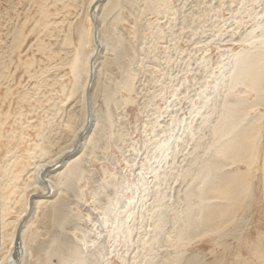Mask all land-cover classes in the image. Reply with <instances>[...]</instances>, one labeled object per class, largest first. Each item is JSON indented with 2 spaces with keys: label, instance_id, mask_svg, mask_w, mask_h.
Listing matches in <instances>:
<instances>
[{
  "label": "rangeland",
  "instance_id": "rangeland-1",
  "mask_svg": "<svg viewBox=\"0 0 264 264\" xmlns=\"http://www.w3.org/2000/svg\"><path fill=\"white\" fill-rule=\"evenodd\" d=\"M52 1L46 0L47 17L51 22L47 31H41L38 25L32 28L34 20L39 18L41 0H0V119L4 121L2 131L5 135L0 141V163L12 156L13 151L17 155H25L29 140L39 139L35 129L22 125L27 124L24 123L26 120L48 123L50 112L57 109L53 107V100L48 98L62 97L60 86L53 84L52 78L60 74L63 75L62 82L70 79L69 67L63 63L68 61L67 53L77 44L76 27L82 22L87 25V0H62L54 4ZM165 1L159 2V13L151 11L147 0H118V7L103 18L99 17L101 8L96 12V18L92 17L94 11L91 12L93 28L95 25L97 30L100 25V34H105L108 42L115 46L111 49L108 45L102 55L99 56L98 52L94 56L96 72L90 88V105L96 113L102 114L101 130L96 134L95 146L86 149L80 165L83 170L80 177L68 189L55 192L53 200L56 205L47 202L34 213L28 232L32 238L30 252L24 264H45V261L46 264L48 261L49 264H57L60 252L63 253L68 245L73 248L83 239L84 233L86 242L92 246L99 240L103 242L105 258L102 264H163L172 253V248L165 245V237L171 230L173 216L183 208V193L190 186L196 170L191 159L202 155V149L191 154L193 142L185 141L182 130L190 121L183 120L185 111L196 102L201 86L210 80L211 70L224 60V48H236L229 36L232 31L238 34L237 24L240 23L239 29H242V24L248 22L249 18L245 17L247 11L242 13L244 8L251 12L259 11L264 0ZM18 28L23 38L25 35L18 50L19 56L16 51H10L11 37ZM66 33L71 35L72 43L66 47L70 52L61 50L56 56L52 52ZM41 44L45 46L41 47ZM127 76L131 77L132 84L129 91L122 87ZM105 98L112 99L107 107ZM64 103H56L60 110L51 120L54 129L49 133L53 142L51 154L70 137L72 129L65 126V121L72 117L74 129L82 117L78 94L73 102ZM107 108L111 116L110 127L104 117ZM181 119L182 124L175 127L173 120ZM209 128L210 124L199 131L203 138L202 148L210 139ZM262 130L259 157L264 151V123ZM21 131L25 132L22 137ZM169 131L173 136L182 134L183 142L179 141L180 151L174 161L176 168L170 174L173 176L168 175L159 189L158 195L163 196L162 200L158 201L152 195L147 197L150 199L147 206L153 210L150 217L145 218L144 215L142 229L133 233L139 236L131 238L133 241L127 247L124 243L117 244L113 235H107L108 225L99 223L102 227H98L100 207L112 192L111 187H106L108 181L132 180L147 162L148 155L153 153L156 143ZM174 145L178 143L172 142L171 146ZM259 163L256 164L257 169L252 168L251 172L255 173L247 178L250 185L248 195L237 208L233 222L224 227V219L217 218L218 229L196 235L179 250L180 254L172 264H264L261 258V263L258 261V256L264 254V183ZM149 171L142 170L143 175L148 177L146 173ZM101 186L102 192L96 195ZM15 207L18 210L19 205ZM155 213H161L163 217L162 232L155 229ZM14 217L15 214L10 213V219ZM60 223L63 226H59ZM4 231H10V226H6ZM138 237L147 243L140 245L136 241ZM53 240L57 242L51 243ZM51 244L54 251L48 260L46 250Z\"/></svg>",
  "mask_w": 264,
  "mask_h": 264
},
{
  "label": "bare ground",
  "instance_id": "bare-ground-1",
  "mask_svg": "<svg viewBox=\"0 0 264 264\" xmlns=\"http://www.w3.org/2000/svg\"><path fill=\"white\" fill-rule=\"evenodd\" d=\"M57 1L62 0H53L52 4ZM159 2L166 1L147 0L151 11L157 13L160 12L161 7ZM86 4L87 25H83L82 22L83 24L81 23L76 27L77 44H74L71 52L67 50L66 47L72 42L71 35L66 33L67 35L60 41L59 46L55 47L56 49L52 52L56 56L61 50L70 52H66L69 54V59L66 58L68 59L67 62L62 59L64 63L66 62L63 65H67L70 70L69 82H62L63 75L60 74V76L53 77L52 80H54L53 84H58L61 88L60 96L62 97L55 98L60 104L73 102L78 94L82 106L80 123L73 129L72 117H68L65 126L69 127L70 130L72 129L70 137L63 146L51 154L50 147L53 142L49 139V133L54 130L51 126V120L60 108L55 99L49 97L48 100L52 99L53 107L55 106L57 109L50 112L51 114L49 113L48 123H44L43 120L35 123L26 120L24 122L27 123L26 125L22 123V127L35 129L39 139L30 138L32 140H29L30 146L25 148V152L23 151L26 153L25 155H17L13 151L12 156L7 155V160L0 163V264H24L32 241L28 232L32 225L34 213L42 204L47 202H54L53 204L56 205V201L53 200L55 192L58 189L69 188L73 181L80 177L83 171L80 165L84 154H86V149L95 146L96 134H99L101 130L102 114L96 113L93 105L88 108L86 89L91 72L93 75L96 72L94 59V56L97 55L96 52H99L100 56L104 47L109 45L112 49L115 46L108 42L109 39L105 34L103 36L100 34V25L96 30L95 38L91 18L95 17L100 8L102 15L99 17H105L115 7H118V0H87ZM47 7L46 0H41L39 18L34 20L32 28L38 25L41 31H47L51 22L48 20L49 16L47 17ZM92 10L94 16L90 17ZM245 10L247 11L245 17L249 18L248 22L242 24V29H239L240 23L237 24L238 34L232 31L229 36V40L235 43L236 48L233 49L230 46L224 48V60L216 64L211 70L210 80L201 86L196 102L185 111L183 120H190L188 123L186 122L182 130L185 134V141L193 142L191 154L202 149V155L191 159L192 164L196 165V170L190 179V186L183 193V208L173 216L171 230L167 232L165 237L166 247H171L173 251L169 253V257L163 261V264H172L180 254L179 250L193 240L196 235L215 232L218 229L215 223L217 218L224 219V227L233 222L236 211H238L237 208L245 202L248 195L250 185L247 178L252 173L253 167L257 169L256 164L259 162L264 183V151H261L262 155L259 157L264 123V4L259 11L251 12L250 9L244 8L242 13H245ZM14 34V37L13 35L11 37L10 51H16L19 56L18 50L21 43L24 42L25 35L23 38L19 28L15 30ZM96 43L101 46L100 51H97ZM118 43L119 41H117V45ZM0 75L2 76V72ZM122 87L126 88L127 91L132 89L131 77L125 78ZM20 99L24 100V96L20 95ZM111 101L112 99L105 98L106 107ZM72 115L75 118L74 114ZM104 117L109 126L111 116L108 108L105 109ZM182 122V119L173 120L175 127L180 126ZM3 124L4 121L0 119V141L5 136L3 135L4 131H2ZM208 124H210V139L207 145L202 148L200 143L203 138L199 131ZM19 134L22 137L25 132L21 131ZM80 134L82 136L79 139ZM181 136L182 134L173 136L170 131L166 132L162 140L156 143L153 153L148 155V160L143 164V168L138 170L132 180H124L123 178L121 181H108L106 187H111L112 192L106 196L105 204L100 207L101 215L99 216L98 227L104 226V224L108 225L109 234L107 235H113L117 244L124 243L123 245L127 247L133 241L131 238L139 236V234L133 233L142 229L141 222L150 217V211L153 210L147 206L148 201H150L147 197L152 195L153 198L157 197L158 201L162 200L163 196L158 195L159 189L168 175L173 176L170 174H173L176 168L174 161L180 151L178 148L183 142V136ZM172 142L178 143V145L171 146ZM76 145L77 148L75 149ZM27 159L29 160L28 164ZM27 165L29 166L28 170H26ZM147 169L150 170L146 173L149 175L148 177L144 176L142 172V170ZM149 185L152 186L148 190ZM102 188L103 186L96 191V195H100ZM124 196L125 200H122ZM16 205H19L18 210L15 209ZM136 207L137 209H135ZM10 213L15 214L16 217L10 219ZM144 215H146L145 218ZM154 216L156 219L155 229H160L162 232L163 217L161 213L159 215L155 213ZM138 223L139 227L137 228ZM61 224L58 225L63 226ZM8 225L10 231L5 232L4 230ZM18 230L20 237L16 246L15 240ZM82 235L83 239L81 238L80 242H77L73 248L65 245V251L63 250L65 253L60 252L61 255L59 256L56 253L58 256L57 264L103 263L102 260L105 258L103 242L99 240L97 245L92 243L94 245L92 246L91 243L86 242L85 233ZM54 241L57 242V240H53L51 243L54 244ZM136 241L140 245L147 243L140 237ZM51 246L52 244L46 250L48 260L52 255L53 248ZM148 250H150L149 247ZM258 258L259 263L262 260L264 262V254ZM120 259L123 260V257L120 256ZM49 263L48 261L47 264Z\"/></svg>",
  "mask_w": 264,
  "mask_h": 264
},
{
  "label": "water",
  "instance_id": "water-1",
  "mask_svg": "<svg viewBox=\"0 0 264 264\" xmlns=\"http://www.w3.org/2000/svg\"><path fill=\"white\" fill-rule=\"evenodd\" d=\"M93 9V8H92ZM93 11V10H92ZM91 11V12H92ZM95 31H96V26L94 25V36L96 37V33H95ZM96 46H97V51L99 50V48H100V45H98V43H96ZM96 53H98V52H96ZM93 78H94V75H93V73L91 72V75H90V78H89V84H88V88L86 89V102H87V105L89 106L88 108H90V88H91V83L93 82ZM91 84V85H90ZM88 127V126H87ZM83 133V132H82ZM81 136H82V134H80V136H79V139L81 138ZM77 148V145L75 146V149ZM30 200H31V198H30ZM31 204V203H30ZM19 237H20V232H19V230H18V233H17V236H16V240H15V245L17 246L18 245V243H19Z\"/></svg>",
  "mask_w": 264,
  "mask_h": 264
}]
</instances>
